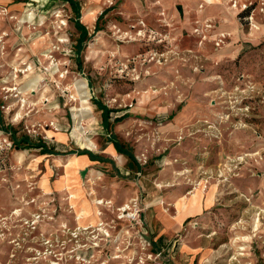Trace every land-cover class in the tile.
<instances>
[{"label":"rangeland","instance_id":"rangeland-1","mask_svg":"<svg viewBox=\"0 0 264 264\" xmlns=\"http://www.w3.org/2000/svg\"><path fill=\"white\" fill-rule=\"evenodd\" d=\"M76 1L79 17L63 0H0V264H264V0ZM77 79L95 150L72 135ZM95 102L114 110L108 128ZM83 150L101 161L56 163ZM66 174L82 199L91 180L94 220L77 219Z\"/></svg>","mask_w":264,"mask_h":264},{"label":"bare ground","instance_id":"bare-ground-1","mask_svg":"<svg viewBox=\"0 0 264 264\" xmlns=\"http://www.w3.org/2000/svg\"><path fill=\"white\" fill-rule=\"evenodd\" d=\"M207 3H212L213 0H206ZM163 14V13H161ZM160 14V16H161ZM95 16V11L94 9H84L83 11V21L85 20H89V19H93ZM31 18V14L29 13H25L22 17H21V21H26L27 19ZM164 21V20H163ZM167 22V21H165ZM168 25V24H167ZM135 26H132L131 28H134ZM142 34V30L137 32V35H141ZM131 40H136L135 38H131ZM207 43V41H205V44ZM36 79H30L26 86L20 90L21 93L23 94H28L27 92H33L35 91V88L37 86L36 83ZM73 95L71 96L72 100L78 101L79 102V106H75L71 109L72 111V119H73V132L72 135L78 137L79 139H81V146L90 149V150H95L98 148V143L95 142L93 139H90L89 137H87L86 135V128L85 125H88V123L91 122V120H93L94 115H93V110L89 104V93L87 90V85L86 82L83 80H75V82L73 83ZM22 105H24L25 100H22ZM22 117V114H18L17 116H15V120L17 121L18 119H20ZM114 157L117 160L121 159L120 154H115L114 153ZM38 163V161L36 159H34V162L30 163V167H32L33 169L35 168L36 164ZM56 163L59 166H63L65 167L67 170H71L74 172L75 168L78 170V166H82L88 163V160L86 159V157H80V155H71L67 158L66 161L62 162V160H56ZM71 175L70 174H66L67 180H66V188L71 192V203L73 205V207H75V212L77 214V219L81 220L84 219L85 217L92 215L93 218L92 220H94V216L96 217L98 215V211L97 208L94 206L95 204H98V202H100L96 196H95V191L91 185V180L86 181L85 183V190H86V194L89 197V199H87L86 197H84V199H82V188L80 186H78L77 183H75V180H70L69 177ZM75 183V184H74ZM201 198L200 194H198L197 192L191 193V198L187 197V196H183V198H181V200L183 201L185 206H188L190 204V202H193L197 199ZM187 200H189V202H187Z\"/></svg>","mask_w":264,"mask_h":264},{"label":"trees","instance_id":"trees-1","mask_svg":"<svg viewBox=\"0 0 264 264\" xmlns=\"http://www.w3.org/2000/svg\"><path fill=\"white\" fill-rule=\"evenodd\" d=\"M63 1L68 2L70 4L72 10L74 11V13L76 14L77 17L80 16V6H79V3L76 0H63ZM250 10L251 9L249 8V9L244 10L242 12V15L244 16V18L249 15ZM77 27L81 31L82 35L84 36L86 34V31L82 28V26L79 23H77ZM77 50H78V52H80V50H81V41L80 40H79V43H78V46H77ZM95 104H96L98 110L101 111L102 121H103L104 125L106 126V128H108V125L110 124V120H111V112L114 111V110L109 108L108 106L104 105L101 102H95ZM109 139H110V143L114 146L116 152L118 154H122V155L126 156L129 159L128 168H130V169L137 168L138 171H139L140 165H139V162L136 160L135 155L128 148H125L118 141V139L116 138V135L113 132H109ZM14 141H16L15 138H14ZM16 143H19V144H22V145L24 144L26 147L27 146H31V147L32 146L33 147L40 146V147H42L44 154L45 153H47V154L48 153H52L51 150L49 148H47V146H44L42 144H40V145H33V144L30 145L31 142H30L29 138L27 136H25V135H22L21 138L18 141H16ZM77 154L78 155L88 154V151H85V150L79 151ZM90 157H91V155H90ZM91 159L92 160H96L97 159L98 161H101L102 158H101V156H96V159H94L93 156H92Z\"/></svg>","mask_w":264,"mask_h":264},{"label":"built area","instance_id":"built-area-1","mask_svg":"<svg viewBox=\"0 0 264 264\" xmlns=\"http://www.w3.org/2000/svg\"><path fill=\"white\" fill-rule=\"evenodd\" d=\"M249 8L251 9V7H248L245 10H247ZM249 15L246 16L245 18L249 17ZM116 213H118L119 219H122V217H125V219H128L130 221H134V219H136L138 216V209L136 206L131 208L128 204H124V206L117 209ZM145 233H147V232H145Z\"/></svg>","mask_w":264,"mask_h":264},{"label":"crops","instance_id":"crops-1","mask_svg":"<svg viewBox=\"0 0 264 264\" xmlns=\"http://www.w3.org/2000/svg\"><path fill=\"white\" fill-rule=\"evenodd\" d=\"M114 149H115V148H114ZM97 154H98V155H101V154H99V153H94V152H91V151H88V154H81V155H83L84 157H86L88 160H92L91 157L93 156V158L96 159ZM90 155H91V157H90ZM92 161H98V160L96 159V160H92ZM153 210H154V209H153ZM156 214L158 215L159 213H155V214H154V219H155V217H156ZM156 219H157V218H156ZM150 223H151V228H153V229L156 231V227H155V226H158L161 222H160V220H158L157 222L153 220V221H151ZM151 230H152V229H151ZM164 233H165V230L162 229V231H160V234L162 235V234H164Z\"/></svg>","mask_w":264,"mask_h":264}]
</instances>
